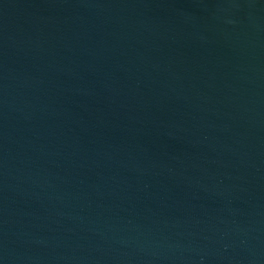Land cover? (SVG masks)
Returning <instances> with one entry per match:
<instances>
[{
  "label": "water",
  "instance_id": "95a60500",
  "mask_svg": "<svg viewBox=\"0 0 264 264\" xmlns=\"http://www.w3.org/2000/svg\"><path fill=\"white\" fill-rule=\"evenodd\" d=\"M0 264H264V0H0Z\"/></svg>",
  "mask_w": 264,
  "mask_h": 264
}]
</instances>
